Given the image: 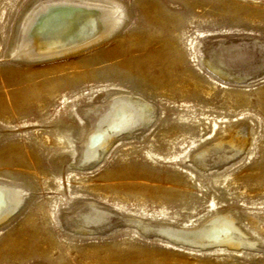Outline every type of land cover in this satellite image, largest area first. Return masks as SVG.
I'll return each mask as SVG.
<instances>
[{"label": "rangeland", "instance_id": "obj_1", "mask_svg": "<svg viewBox=\"0 0 264 264\" xmlns=\"http://www.w3.org/2000/svg\"><path fill=\"white\" fill-rule=\"evenodd\" d=\"M38 1L0 0V183L25 194L0 216V264H264L261 49L247 50L255 58L238 80L207 61L219 41L264 42V0H85L119 6L117 30L63 55L20 56L25 18L53 4ZM122 95L149 102L153 120L110 134L94 146L98 162L78 165L85 110ZM213 145L242 150L202 169L194 158ZM90 201L182 230L229 213L247 244L177 241L130 222L65 227Z\"/></svg>", "mask_w": 264, "mask_h": 264}, {"label": "bare ground", "instance_id": "obj_2", "mask_svg": "<svg viewBox=\"0 0 264 264\" xmlns=\"http://www.w3.org/2000/svg\"><path fill=\"white\" fill-rule=\"evenodd\" d=\"M84 1L53 0V4L51 5L38 4L30 11L25 18L23 26L20 27L22 30L21 33L19 32L21 37L18 43V54L20 56H29V58L63 55L62 52L65 53L83 48L103 32L105 34V31L108 30V32L112 33L114 29L117 30L116 28L121 25L123 16L119 14V6L108 5V8L105 7L106 3L105 5H102V3L99 5L100 3L88 4ZM256 46H260L261 49L259 52L261 54L256 59L257 64L255 63L256 70L261 71L264 68V42L261 41L252 40L248 44L236 43L231 45H225L219 41L209 50L207 61L224 78H235L237 80L246 78L250 74L248 63L249 65L250 63L252 64V59L255 58L253 54H248L247 50L249 52L252 50L255 51L254 48ZM84 115L89 119L86 118L90 126L87 139L78 156L77 164L80 166H87L90 163L98 162L102 158L103 154L96 153L94 146L105 140V138H108L110 134L127 127L131 130L138 125H141V128L142 126L146 128L153 120L154 110L153 106L141 97L134 98L129 95H122L106 104L86 109ZM100 129H103L102 134ZM103 134L106 135L104 136ZM238 134H240L242 139L246 135H243L242 132H238ZM222 150L224 149L221 146L213 145L207 149L205 158L198 159L195 156L194 161L198 166L206 170L209 169L206 167L213 168L215 164L229 161L242 149L229 153L227 151L224 153ZM12 187L8 186L7 183H0V216H4L8 211L10 212L17 205L21 196L25 195L23 193L24 191L17 189L16 186V190ZM116 214L115 211L90 201L82 205L79 209H76L73 213L65 215L62 222L65 227L73 228L82 234L96 232L97 230L106 231L111 226H115L120 222H130V224L136 225L144 233L159 234L160 236L169 237L177 241L192 243H201L204 241L211 243L233 242V245L234 243H238L239 246L247 244L243 238L245 234L237 231L231 225L235 222V218L229 213L225 216H217L218 218L215 220L214 225L200 227L201 229L196 231L190 229H175L172 227L173 225L138 218L132 219L133 221H126ZM238 238L243 240H239Z\"/></svg>", "mask_w": 264, "mask_h": 264}]
</instances>
